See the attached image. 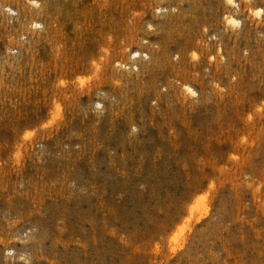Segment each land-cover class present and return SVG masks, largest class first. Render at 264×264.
I'll return each instance as SVG.
<instances>
[{"label":"rangeland","instance_id":"374dc122","mask_svg":"<svg viewBox=\"0 0 264 264\" xmlns=\"http://www.w3.org/2000/svg\"><path fill=\"white\" fill-rule=\"evenodd\" d=\"M0 264H264V0H0Z\"/></svg>","mask_w":264,"mask_h":264},{"label":"bare ground","instance_id":"6f19581e","mask_svg":"<svg viewBox=\"0 0 264 264\" xmlns=\"http://www.w3.org/2000/svg\"><path fill=\"white\" fill-rule=\"evenodd\" d=\"M190 89V88H189ZM191 91V90H190Z\"/></svg>","mask_w":264,"mask_h":264}]
</instances>
